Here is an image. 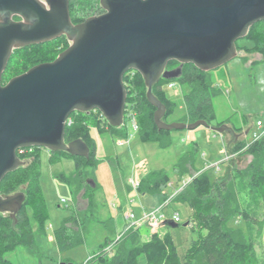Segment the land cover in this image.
I'll list each match as a JSON object with an SVG mask.
<instances>
[{"label":"water","instance_id":"1","mask_svg":"<svg viewBox=\"0 0 264 264\" xmlns=\"http://www.w3.org/2000/svg\"><path fill=\"white\" fill-rule=\"evenodd\" d=\"M100 7L102 15L73 24L68 0H0V183L22 166L19 150L44 148L88 159L81 139L65 143L66 120L96 110L111 127L122 126L123 77L131 72L143 78L159 131L202 125L232 132L204 120L165 123L166 108L152 88L160 79H177L182 65L208 72L235 58V43L264 21V0H100ZM61 36L70 44L53 61L2 85L14 50ZM170 62L180 66L168 70ZM25 199L23 192L0 195V214L14 218ZM164 225L177 228L172 220Z\"/></svg>","mask_w":264,"mask_h":264},{"label":"trees","instance_id":"2","mask_svg":"<svg viewBox=\"0 0 264 264\" xmlns=\"http://www.w3.org/2000/svg\"><path fill=\"white\" fill-rule=\"evenodd\" d=\"M68 1L73 24L103 12L100 0ZM69 44L67 38L61 36L50 42L14 50L2 75V85L37 64L53 61ZM235 45L237 55L257 53L262 56L264 63V21L250 27L247 35ZM173 65L179 64L170 62L166 69H171ZM170 83L187 87V91L182 94L185 113L180 122L204 120L211 124L215 119L211 101L220 93V89L210 81L207 72L200 71L193 65H182L181 74L177 79H160L152 88V93L166 108L163 121L174 114L176 107L164 92V86ZM123 84L127 101L122 126L111 127L96 110L73 113L70 116L71 124L65 126V143L81 139L89 147L88 159L72 157L65 152L50 154L51 161H55L57 156L76 160V172L61 179L76 192L82 191L88 204L85 212H92L94 207L87 183L88 178L95 177L97 167L96 142L91 135L93 128L126 138L125 125L133 117L137 125L136 132L142 143H154L163 149L172 144L171 132L159 131L154 123L155 108L146 99L147 89L142 76L137 72L128 73L123 77ZM221 125L224 124L219 123L218 126ZM228 147L233 152H240L239 155L249 154L252 157L245 169L239 170L236 166H231L224 177L211 180L204 167L196 166L198 147L196 143H192L172 167L171 174L158 170L139 179L138 191L142 195L161 196L170 186L171 175L178 176L174 184L177 189L183 177L192 176L190 183L181 191L173 197L171 196L175 190L169 196L162 195L160 201L163 203L170 199L166 207L172 204L186 205L190 210L187 220L190 238L185 241L182 257L174 240L173 228L166 226L167 229L163 233H151L141 224L128 228L127 223L119 234V239H116V236L106 237L97 252L82 264H260L254 247L253 233L256 229L255 235H261L264 212L263 220L259 221L251 210L259 207L264 210V137L247 143L235 140ZM39 150L40 148H31L18 151L17 156L23 162L22 166L7 174L0 183L1 196L23 192L26 198L14 218L8 214H0V264H13L5 257L19 247L27 249L30 254H39L34 239L35 232L26 210L27 206L30 207L31 214L38 224V233H42L47 213L39 187ZM174 212L177 210L174 209ZM78 216V212L74 211L54 231L59 251L71 249L82 242L80 229L84 228L89 218L84 215L83 219H78ZM71 224L75 225V230L69 226ZM106 224L104 223L105 227L108 226ZM109 246L111 248L108 250Z\"/></svg>","mask_w":264,"mask_h":264},{"label":"rangeland","instance_id":"3","mask_svg":"<svg viewBox=\"0 0 264 264\" xmlns=\"http://www.w3.org/2000/svg\"><path fill=\"white\" fill-rule=\"evenodd\" d=\"M171 67L175 69L179 65ZM207 74L214 86L220 89V93L211 101L215 119L212 120L210 126L216 127L219 123H229L235 128H243L244 131L248 130V133L246 135L242 133V138L238 140L250 142L256 122L259 120L264 123L262 56L257 53H240L226 64L208 71ZM186 91L187 87L178 83L175 88L164 86L165 94L176 106L174 114L168 117L165 123L181 121L185 113L182 94ZM226 91L228 94H225ZM125 129L126 138H119L110 131L100 132L95 128L91 130V135L96 142L95 157L97 160L95 177L87 180L89 193L92 194L94 200L92 212L84 211L88 204L82 191L76 192L72 186L61 179V177H70L76 172V160L57 156L55 161H51V152L40 148L38 151L40 158L39 187L47 213L42 233H38V224L31 214L30 207H26L30 224L35 232L34 239L39 254H30L27 249L19 247L6 255L7 261L13 264L85 263L97 252L106 237H117L128 222H135L132 218L127 219L126 214H133L135 218H138L142 215L143 204L146 207L157 208L164 203L160 202L162 195L169 196L177 189L175 185L168 186L161 196H143L138 189L130 186L127 180H139L147 173L158 170H165L171 174L172 167L192 143H196L198 147L196 166L204 167L211 180L224 177L231 166L243 170L252 160L249 154H243L238 155V158L229 162L228 165L226 162L220 163L224 154L223 152L217 154L216 149L222 147V136L202 125L192 130L170 131L172 144L165 149L154 143H142L130 120L127 121ZM203 153H206V157ZM216 163H220L219 171L211 168ZM177 178V175H171L174 184ZM182 181L183 179L180 185ZM174 209L177 210L180 218L177 228H173L175 230L174 240L179 246V255L182 257L185 241L190 238L189 227L185 226L190 210L186 205L165 206L162 212L166 220H172ZM74 211L78 212V219H83L84 215L89 218L84 228L80 229V236L83 240L71 249L61 252L57 248L54 231ZM251 211L255 218L259 221L263 220V208L259 207ZM104 223L108 226L105 227ZM141 225L151 232L147 225L142 223ZM69 226L73 230L76 229L73 224ZM166 229V226L160 225L158 231L163 233ZM261 232L260 236L255 235L256 229L253 233L254 247L260 264H264V226Z\"/></svg>","mask_w":264,"mask_h":264},{"label":"built area","instance_id":"4","mask_svg":"<svg viewBox=\"0 0 264 264\" xmlns=\"http://www.w3.org/2000/svg\"><path fill=\"white\" fill-rule=\"evenodd\" d=\"M170 88H175L176 83H170L168 85ZM225 94H228V92L226 91ZM71 116V115H70ZM70 116L67 118L66 120V126L71 124V118ZM131 118V117H129ZM104 119V118H103ZM105 120V119H104ZM131 122L133 125V128L135 131H137V125H136V121L135 119L132 117L131 118ZM252 140L251 141H258L260 139H262L264 137V124L261 121H257L255 124V130L252 133ZM20 151V150H19ZM240 152H233V151H229V150H225L223 152L224 156L223 159L221 160L220 163H229L233 160H235L236 158H238ZM220 163H216L214 165L211 166V168H215L216 171H219V165ZM192 180V176H186L185 178H183V181L181 182L180 187L174 191L172 197L177 194L179 191H181L188 183H190V181ZM127 183L132 186L135 189H138L139 187V180H132V179H128ZM170 186H172V183L169 184ZM170 199L166 200L163 204L159 205L157 208H152L149 210L144 209L142 211V215L138 218H135V216L133 214H126V218L127 219H134L135 222H128L129 226L128 228H130L133 225H137V224H145L147 225L151 232H157L160 225L165 221V216L162 212V209L166 206V204L168 203ZM63 202V200H62ZM172 220L175 223H179L180 222V218H179V214L177 212H174ZM127 228V229H128ZM121 236V235H120ZM120 236L118 235L116 239H119ZM111 248V246H109L107 249L109 250Z\"/></svg>","mask_w":264,"mask_h":264},{"label":"crops","instance_id":"5","mask_svg":"<svg viewBox=\"0 0 264 264\" xmlns=\"http://www.w3.org/2000/svg\"><path fill=\"white\" fill-rule=\"evenodd\" d=\"M243 57H245V56H243ZM246 59V58H245ZM257 60H261V59H259V58H257ZM264 124V123H263ZM224 125H226L227 127H229V128H231L232 129V132H225V133H223V134H221V136H222V141H221V145H222V147H220V149H216V152H217V154L218 153H222V152H224L225 150H229L230 151V147H228V146H230L231 144H232V142L233 141H235V140H238L240 137H241V134L243 133V134H245L246 132H248V130L247 131H244V129L243 128H235V127H233L231 124H227V123H225ZM244 131V132H243ZM242 138V137H241ZM203 155H204V157H206V153H203ZM227 165H228V163H227ZM186 177V176H185ZM185 177H183V178H185ZM172 180V179H171ZM171 183L174 185V182L173 181H171ZM172 185V186H173ZM143 196H149V195H143ZM147 198V197H146ZM145 198V199H146ZM143 206L144 207H141V211H143L144 210V208L146 209V210H149V209H151V208H153V207H146V205H144L143 204ZM167 221V220H166ZM166 221H164L162 224H161V226L162 227H165V222ZM163 231H165V230H163Z\"/></svg>","mask_w":264,"mask_h":264},{"label":"flooded vegetation","instance_id":"6","mask_svg":"<svg viewBox=\"0 0 264 264\" xmlns=\"http://www.w3.org/2000/svg\"><path fill=\"white\" fill-rule=\"evenodd\" d=\"M103 11V10H102ZM104 13V11L101 13V14H99V15H102ZM99 15H97V16H99ZM90 17H94V16H90ZM96 17V16H95ZM15 20H18V19H15ZM86 20V19H85ZM168 70H172V68L171 69H168ZM72 115V114H71Z\"/></svg>","mask_w":264,"mask_h":264}]
</instances>
